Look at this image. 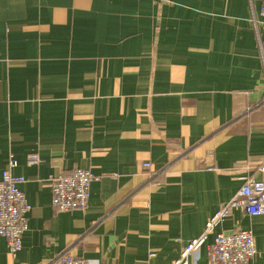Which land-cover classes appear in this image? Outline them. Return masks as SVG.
I'll use <instances>...</instances> for the list:
<instances>
[{
  "label": "crops",
  "instance_id": "0c3cea01",
  "mask_svg": "<svg viewBox=\"0 0 264 264\" xmlns=\"http://www.w3.org/2000/svg\"><path fill=\"white\" fill-rule=\"evenodd\" d=\"M262 1L0 0V178L30 206L0 264H173L264 179ZM76 169L96 177L87 205L60 212L51 183ZM236 231L264 264V218L242 209L187 264Z\"/></svg>",
  "mask_w": 264,
  "mask_h": 264
},
{
  "label": "built area",
  "instance_id": "2783aa9c",
  "mask_svg": "<svg viewBox=\"0 0 264 264\" xmlns=\"http://www.w3.org/2000/svg\"><path fill=\"white\" fill-rule=\"evenodd\" d=\"M259 16L264 23V0ZM27 161L35 164L39 160L36 155H29ZM10 165L14 166L13 163ZM145 167L149 165L145 164ZM261 170L264 172V167ZM95 180L96 177L90 171L79 169L54 179L51 183L52 206L60 212L85 209L91 183ZM21 183H23L21 178H16L9 172H4L0 178V237L5 239L12 256L21 249L22 237L28 230L26 215L30 211V206L18 188ZM236 209L244 210L251 217L264 218V179L261 181L246 179L233 198L222 204L207 220L201 235L184 246L173 264H187L188 258L199 252L214 229ZM255 255L256 248L250 232L217 234L208 247L207 264H246ZM58 264H89V262L83 258L63 254Z\"/></svg>",
  "mask_w": 264,
  "mask_h": 264
}]
</instances>
